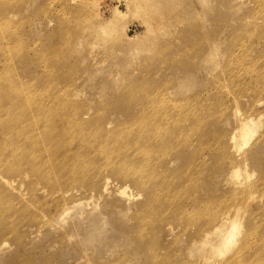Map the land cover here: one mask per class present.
<instances>
[{
    "label": "rangeland",
    "instance_id": "rangeland-1",
    "mask_svg": "<svg viewBox=\"0 0 264 264\" xmlns=\"http://www.w3.org/2000/svg\"><path fill=\"white\" fill-rule=\"evenodd\" d=\"M145 1L0 0V83L18 101L0 119V264H226L246 246L234 264L264 258V0ZM234 110L256 123L239 151ZM71 112L100 120L127 160L104 159L101 141L52 155L9 123ZM143 119L160 129L139 153ZM227 213L241 231L213 256L200 242Z\"/></svg>",
    "mask_w": 264,
    "mask_h": 264
},
{
    "label": "bare ground",
    "instance_id": "bare-ground-1",
    "mask_svg": "<svg viewBox=\"0 0 264 264\" xmlns=\"http://www.w3.org/2000/svg\"><path fill=\"white\" fill-rule=\"evenodd\" d=\"M140 1L142 4H145V5H149L148 3H150V1H145V2L144 0H140ZM116 12H118V14L122 13L121 10H118V9H116ZM96 26L103 34L104 33L110 34L111 31L115 30L113 27H110L108 31H105L104 23H96ZM129 37H134V34H132ZM1 85L3 84L0 83V119H1L2 113L14 112V110L16 109V104H17L16 102H18V101L12 100L11 98L12 95L10 94L12 93L11 90H10V93L2 92L3 90H2ZM145 109H146V104L143 103L140 108V112L145 114L146 113V111H144ZM238 114L239 113H237V110L233 111V116L235 117L236 122H240V124L237 127V130L235 131V133L233 134L232 139H233V147L237 148V150L239 151L243 146H245L249 142L251 137L254 135L255 130H256V123L251 118L249 117L241 118V116H238ZM23 116L24 115L22 114H17L13 118L16 121L21 120L20 126L15 124V122L13 121H9L11 126L13 125L11 129H14V131L18 130L20 132V134H16V136H18L20 139L23 136L24 140L27 143H29L31 146L46 143L47 148L51 151L52 155L55 154L56 151H67L65 153L68 156L80 153V152H77V153L68 152L69 147L74 142L79 143L82 152H86L87 147L91 143L101 141L100 145L102 146V148L100 149V154L103 155L104 159L113 160V158L120 157L122 155H125L126 160L128 158L126 153H119L124 150V148L122 149V145L114 144L112 146H109L106 144L109 138L107 136L101 137V135L99 134V131L102 130V125L99 126L100 120L98 121L99 125H97L96 127H93L90 124V122H92L90 121L91 119H89V123H88L87 120L83 121V119L81 118L79 114L75 112H71V113H66V114L61 115L58 125L56 124V126L53 127L52 124L45 125L40 121L32 120L29 118L26 119L28 121V124H25V121L23 122V119H24ZM138 123H139L140 128L143 127V130L140 131L139 133V143H140L139 153H145L146 147L144 144L145 143L144 133L146 131V128L148 129L147 132H149V134L153 133V135L156 137L158 135L160 126H156L151 122H150V125H147L148 119L146 120L143 119ZM3 124H5L4 121L0 122V129L4 127ZM110 147H116V149L113 152L114 156L113 155L111 156L109 154ZM115 151H117V154L115 153ZM139 157L142 158V160H139L140 162H142L144 160V155L139 154ZM245 157L249 161L253 160V156L250 155V153H247ZM79 159L80 158H78L77 160ZM144 167L145 165H143L141 169H143ZM238 170H239V167H236L234 170H232L229 173L227 180L232 181L233 177H237ZM259 182L264 184V179H260ZM9 183H11V181ZM254 187H255V184L252 185V188ZM238 193H236V191L234 192L232 191L230 193V196L231 197H234L235 195L238 196ZM147 194H148V199H151V202L153 203V198L155 197L154 194H157V187L154 185L148 187ZM251 197H254V196H251ZM141 208L143 209L145 208V206H142ZM90 214H91V211H88L86 215H90ZM213 219L214 220L216 219V220L214 221ZM213 219H212V221H214L212 222L213 224L210 223V225L208 226L209 228H211V230H209L208 232H204L205 234H203L202 242L200 243H205V247L207 245V249H208L207 251L211 253L213 256L223 257L227 255L228 253H230L232 249L235 247L234 244L237 241V238H238L237 235L241 231L238 217H237V214L233 217H230L228 216V213H227L225 215L219 214L217 218H213ZM208 227L206 229H208ZM197 249L198 251L201 252L203 249V245L202 244L197 245ZM244 249L243 250L241 249L242 252L232 255L230 257L231 259H229L226 262V264H234L235 260H237L239 256L242 255L244 257L245 254H249L250 247L246 246L244 247ZM262 253H264L263 249L260 252H256L255 256H258V255L261 256ZM259 261L260 262L258 264H264V258H262L261 260L259 259ZM206 263L209 264L208 261H206ZM27 264H30V263H27Z\"/></svg>",
    "mask_w": 264,
    "mask_h": 264
}]
</instances>
